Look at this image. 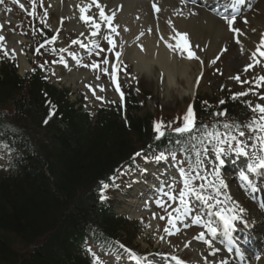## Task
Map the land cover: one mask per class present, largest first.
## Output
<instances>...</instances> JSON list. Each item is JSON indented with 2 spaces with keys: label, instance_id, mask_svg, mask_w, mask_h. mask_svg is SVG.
<instances>
[{
  "label": "trees",
  "instance_id": "16d2710c",
  "mask_svg": "<svg viewBox=\"0 0 264 264\" xmlns=\"http://www.w3.org/2000/svg\"><path fill=\"white\" fill-rule=\"evenodd\" d=\"M97 151V148L94 149ZM92 151V157H90L91 152L85 158L84 161L81 159L77 160L80 162V167L73 169V174L76 176L73 181L68 179H63L62 182H70L71 184L66 186V189L73 188L75 182L81 177L83 172L91 171L94 167L95 157L98 156V151ZM89 158V159H88ZM88 160V162H87ZM99 159H97V162ZM61 181V179H60ZM10 183V184H9ZM17 183V182H16ZM45 179L42 178L39 182L30 180L29 178L26 181H20L16 186L14 183H11L9 180L8 183H3L1 187L0 194L5 199L0 201V228L4 225L10 229H18L22 226L23 229H28V231H34V215L39 207V204H43V195H48V192L45 190ZM15 187V188H12ZM48 189V187H47ZM54 206V204H51ZM52 210V208H51ZM49 213V208L47 209ZM54 223L58 221L56 217H52ZM63 227L66 228V225L63 224ZM40 233V232H39ZM4 244L1 243L0 239V249H3ZM22 264H77L76 260L73 257H61L59 253L53 254H43L41 251H38L37 257L31 256L28 259H24Z\"/></svg>",
  "mask_w": 264,
  "mask_h": 264
},
{
  "label": "bare ground",
  "instance_id": "6f19581e",
  "mask_svg": "<svg viewBox=\"0 0 264 264\" xmlns=\"http://www.w3.org/2000/svg\"><path fill=\"white\" fill-rule=\"evenodd\" d=\"M183 10V8H182ZM132 13L134 11H131ZM167 15L172 14L173 11H165ZM202 14L192 16L191 14L187 15L185 12H176L175 15L172 16L170 19V27L176 28L178 27L181 31L189 30L191 34L195 37L196 41L204 43L205 41H209V47L212 46V51L217 50L221 43L228 41V29L227 27H222L215 16L211 15L209 12L204 10L201 11ZM174 30V29H172ZM172 34H164L162 39L166 40L169 39ZM229 36V35H228ZM151 43H153V38ZM158 41L154 43L156 45ZM172 46V45H170ZM153 47V44H148L146 51H150ZM165 47V46H164ZM157 62L154 66L151 65V61L148 62V66L143 68L144 72H153L155 70L156 75H158L159 70L165 72V80H164V87L166 93H170L172 90L175 89L178 94L182 93H191L193 87L192 75L191 71L195 64L182 62L177 64L176 60H174L173 54L167 49V47L162 48L159 46L158 54H157ZM171 74H173L174 80L171 79ZM78 75L75 73H70L67 75L66 82L67 83H75V79ZM178 78H182L181 83L177 84L176 80ZM176 93V92H175ZM250 208H254L252 204H250ZM241 240V239H238ZM264 264V259H263Z\"/></svg>",
  "mask_w": 264,
  "mask_h": 264
},
{
  "label": "snow or ice",
  "instance_id": "6c2138e0",
  "mask_svg": "<svg viewBox=\"0 0 264 264\" xmlns=\"http://www.w3.org/2000/svg\"><path fill=\"white\" fill-rule=\"evenodd\" d=\"M18 0H13V3H17ZM0 3H3V0H0ZM21 7H23V5H21ZM97 7H99V5H97ZM157 11H159V9H157ZM81 12H85V9L84 8H81ZM101 16L106 19V20H109V23H110V19L106 16H104V13H103V10H101ZM81 19H84L85 21L87 20H90L91 17H88V16H81ZM223 19H225L229 25V29L231 31H233L234 33H240V29L238 28H233L232 25L234 24L235 20H236V16L235 15H231V16H224ZM245 23H247V20L245 19L244 21ZM111 26V24H110ZM99 27V26H97ZM113 31H115V29L113 28ZM3 37H0V40H2ZM74 43H77V41H74ZM109 43H113L111 40H109ZM177 48H179L181 50V53H187V58L188 59H199V57L196 56L195 52L191 50L190 46H189V42H188V39H187V34H180V39L177 41V45H176ZM262 49H264V38L261 39L260 41V44L259 46L257 47L256 49V52L253 53V56H255L257 53H259L260 56H264V51H262ZM226 50V49H225ZM9 52L8 50H4V55H8ZM120 53H117V56L119 57ZM249 67H251V65H249ZM236 79H239V77H235ZM261 80H264V77H261L260 78ZM246 93H241L240 95H245ZM235 98V97H234ZM221 103H223V101H221ZM259 108V111L261 113H264V106H257ZM261 119H264V116L261 117ZM184 120H185V125L184 127L182 128H178L176 129V131L178 132H184V131H188L190 130V128L193 126L194 124V112H193V109L191 106H189V109H188V112L187 114L184 116ZM162 127V124L160 123H157L155 125V130L157 132H159V134L162 136L164 133L162 131H160ZM225 127H227V125H225ZM260 128V131L261 132H264V124H261L259 126ZM253 131H256L255 128L252 129ZM211 135V134H210ZM218 135V134H217ZM241 136L244 135L243 132L240 133ZM232 140H236V137L235 136H232L231 137ZM261 140H264V137H261ZM221 142H224V141H221ZM224 149H219L217 151V156L219 157L220 153L223 152ZM238 151L244 155H247L248 153L245 151V149L243 147L239 148ZM157 159H164L163 155H161L160 157H157ZM220 163L223 164L224 161L223 160H220ZM250 170L253 171V172H256L257 169H264V156H260V157H257V159L253 162V164H251L250 166ZM243 176V174H242ZM244 179H247L246 176L243 177ZM221 184L223 185V181L221 180ZM105 187H107V185H105ZM186 187H187V182H186ZM187 193L186 192H181L179 194V198H180V202L183 204L185 203L184 201V196L186 195ZM104 198V197H102ZM173 200L176 199L175 196L172 197ZM159 203V202H158ZM163 206V205H161ZM187 210V209H186ZM241 211H243V209H241ZM217 215H220V213H217ZM163 218V217H162ZM237 217L233 216V217H224V216H221V219L224 220V225H225V230H231L233 228V223L232 221L235 220ZM170 223L172 222L171 220L169 221ZM196 223H200V218L197 217L196 218ZM167 231V229H166ZM209 231L212 232L213 235L216 234V229L215 228H212V227H209ZM197 239H200V240H204V234H200L199 237H197ZM206 243H211V241H205ZM178 264H182V262H178Z\"/></svg>",
  "mask_w": 264,
  "mask_h": 264
},
{
  "label": "rangeland",
  "instance_id": "374dc122",
  "mask_svg": "<svg viewBox=\"0 0 264 264\" xmlns=\"http://www.w3.org/2000/svg\"><path fill=\"white\" fill-rule=\"evenodd\" d=\"M253 15H254L255 18H259V17H262V19L264 18V14L263 13L254 12ZM233 50L234 49L230 48V51H228L227 54L233 52ZM235 53H238V50H236ZM227 54H225L223 56L224 65L227 64V66L233 70V67L236 64L238 66L240 65V63H238L237 61H234V59L238 58V56L233 54V57H234L233 60H232L233 63H231L232 61L227 63V60L231 57L230 56L229 58H227L228 57ZM238 66L235 68V70L240 67V66L239 67ZM196 71H197V68L194 71V73H196ZM192 74H193V70L191 71V75ZM261 74H264V71H262ZM213 79H215V80H213ZM219 79H220V77L218 75H213L212 73L211 74L209 73V77H207L204 81H202L203 89L204 90H209V85L208 84H212L211 82H213V83H221V81ZM192 81L194 82V76L192 77ZM144 84L146 85V83H144ZM154 85H155V83H147V89L151 90V87H153ZM155 87H156V91H157L156 95L158 96V98L160 100L163 101V106H164V108H166V110L163 113L178 112L181 109V108H178L179 104H180V95L175 94L174 96H172V98L168 97V96H161L159 87L158 86H155ZM175 92L177 93L176 89H175ZM165 97H168L169 101ZM174 101L177 103L176 106L173 104ZM153 107H154L153 104L148 103L145 107L142 108L141 112L145 111V110H150ZM183 108H184V106H183ZM141 112H140V114H141ZM13 245L18 250V252L21 253V254H24L31 247V246L25 247L24 243L23 244L20 243L19 239H17V238L13 241Z\"/></svg>",
  "mask_w": 264,
  "mask_h": 264
}]
</instances>
